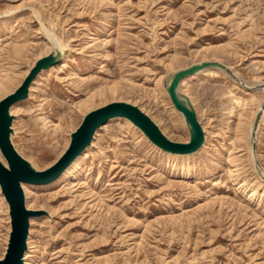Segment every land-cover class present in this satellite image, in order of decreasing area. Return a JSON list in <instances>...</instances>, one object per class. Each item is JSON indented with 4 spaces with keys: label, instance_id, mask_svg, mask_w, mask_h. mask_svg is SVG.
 Listing matches in <instances>:
<instances>
[{
    "label": "rangeland",
    "instance_id": "1",
    "mask_svg": "<svg viewBox=\"0 0 264 264\" xmlns=\"http://www.w3.org/2000/svg\"><path fill=\"white\" fill-rule=\"evenodd\" d=\"M46 32L63 62L43 69L10 110V141L37 169L65 149L86 112L111 101L142 107L171 140L187 142L166 76L207 60L232 75L209 68L181 80L204 132L184 169L115 119L75 178L35 187L28 264H264V183L249 202L235 191L264 171V0H0V99L50 52ZM9 231L0 191V258Z\"/></svg>",
    "mask_w": 264,
    "mask_h": 264
},
{
    "label": "water",
    "instance_id": "2",
    "mask_svg": "<svg viewBox=\"0 0 264 264\" xmlns=\"http://www.w3.org/2000/svg\"><path fill=\"white\" fill-rule=\"evenodd\" d=\"M61 57L55 48L39 57L30 67L21 83L10 93L0 99V152L6 164L0 160V191L8 204L10 231L5 253L0 264H22L23 254L27 248L30 217L38 210L27 208L22 182L44 183L55 179L69 163L92 141L94 132L108 119L115 116L125 117L131 121L156 147L163 151L188 154L197 151L204 142V132L197 120L195 109L189 97L179 91L180 82L206 67H218L230 75L228 67L218 61L207 60L191 64L171 73L165 89L174 107L180 111L188 127L187 142H177L166 136L152 118L137 105L126 101H111L89 110L82 117L79 125L70 133V139L63 153L48 167L37 169L22 157L10 141L13 115L10 107L27 97L29 85L36 75L50 65L57 63ZM234 77V76H233ZM236 81L240 82L236 77Z\"/></svg>",
    "mask_w": 264,
    "mask_h": 264
},
{
    "label": "bare ground",
    "instance_id": "3",
    "mask_svg": "<svg viewBox=\"0 0 264 264\" xmlns=\"http://www.w3.org/2000/svg\"><path fill=\"white\" fill-rule=\"evenodd\" d=\"M41 28V27H40ZM42 29V28H41ZM45 37H46V41L47 42H49L50 43V45H51V49H50V51H52V50H54L55 48H57V49H59L60 50V53H61V46L59 45V43L58 42H56L55 40H53V39H51L50 37H49V35L47 34V32H46V35H45ZM63 60V54H61V57H60V59H59V61L57 62V63H59V62H63L62 61ZM57 63H54V64H52V65H55V64H57ZM34 64V63H33ZM52 65H50L48 68H45V69H49V68H53V66ZM228 67V66H227ZM209 68H211V69H215V70H218V71H221V69L220 68H218V67H206V68H204V69H202V70H200V71H198V72H196V73H194V74H192V75H196V74H198V73H200V72H202V71H205L206 69H209ZM44 70L42 69L39 73H42ZM38 73V74H39ZM37 74V75H38ZM36 75V76H37ZM192 75H190V76H192ZM170 76H171V74H168L167 76H166V78H165V81H166V84L168 83V81H169V79H170ZM189 76V77H190ZM163 78V77H162ZM184 79V78H183ZM33 81V80H32ZM161 82H162V79H161ZM235 83H237V84H239V82L238 81H234ZM31 83H33V82H31ZM158 83V82H157ZM30 86V85H29ZM30 88V87H29ZM31 89V88H30ZM30 89H28V92H29V90ZM164 89V91L166 92V89L165 88H163ZM95 93H93V94H91V95H88L85 99H82V101H80L79 102V104H78V108H87L89 105H90V103L89 102H91V100H92V97H93V95H94ZM28 96V95H27ZM17 103V102H16ZM15 104V103H14ZM13 104V105H14ZM12 105V106H13ZM11 106V107H12ZM11 107H10V110H11ZM142 111H144L143 110V108L142 107H139ZM115 119H123V120H125V121H130V120H128L127 118H125V117H120V116H115V117H111L110 119H108L104 124H102L98 129H96V131L94 132V135H93V139H92V141H91V143L82 151V152H80L70 163H69V165L55 178V179H53V180H51V181H48V182H44V183H29V182H22L21 183V187H22V190H23V193H24V200H25V205H26V207L29 205V197H30V195L32 194V191L34 190V188L35 187H46V186H50V185H52V184H54V183H56V182H58V181H60V180H72L73 178H75V176L80 172V169H81V166H82V164H83V161L85 160V157H86V155H87V153H88V151H89V149H91V147H93L94 146V139H95V137H96V135H98V131L99 130H101V129H103L105 126H106V124H109L110 122H112V121H114ZM131 122V121H130ZM134 127H135V125H134ZM13 133V132H12ZM68 143H69V141H68ZM203 144H204V142H203ZM203 144H202V146H203ZM68 145V144H67ZM201 146V147H202ZM67 147V146H66ZM65 147V148H66ZM200 149V148H199ZM198 149V150H199ZM65 150V149H64ZM63 150V151H64ZM197 150V151H198ZM63 151L53 160V162L63 153ZM163 151V150H162ZM196 152V151H195ZM165 153H166V155H167V159L171 162V165L172 166H174V167H180V168H182V169H184L185 167H186V165H185V160L184 159H182V157L184 156V155H188V154H190V153H188V154H177V153H171V152H167V151H165ZM192 153H194V152H192ZM52 162V163H53ZM51 163V164H52ZM34 166V165H33ZM35 167V166H34ZM259 167V166H258ZM262 183H264V171L263 170H261V169H259L258 170V174L256 175V179H255V185H251V187H249V191H245V186H246V183H245V181H243V182H240V183H236L237 184V187L235 188V191H236V193H242V194H244V195H246V200H247V202H249V201H251L253 198H255V196L257 195V189H258V186L260 185V186H262ZM235 193V194H236ZM248 207V206H247ZM28 208V207H27ZM29 222H30V220H29ZM27 245H28V248L29 249H27V250H25V252H24V254H23V262H22V264H28L29 263V261H28V259L29 258H31L32 257V251L30 250V232H29V235H28V237H27ZM34 253V252H33Z\"/></svg>",
    "mask_w": 264,
    "mask_h": 264
}]
</instances>
